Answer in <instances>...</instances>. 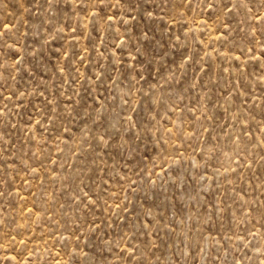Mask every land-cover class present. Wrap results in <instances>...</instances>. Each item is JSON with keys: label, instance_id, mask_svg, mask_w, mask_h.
<instances>
[{"label": "rangeland", "instance_id": "1", "mask_svg": "<svg viewBox=\"0 0 264 264\" xmlns=\"http://www.w3.org/2000/svg\"><path fill=\"white\" fill-rule=\"evenodd\" d=\"M0 264H264V0H0Z\"/></svg>", "mask_w": 264, "mask_h": 264}]
</instances>
